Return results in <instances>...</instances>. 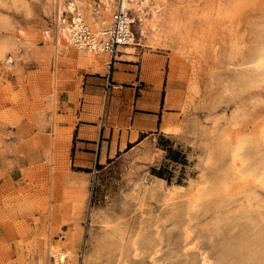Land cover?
<instances>
[{
    "label": "rangeland",
    "instance_id": "374dc122",
    "mask_svg": "<svg viewBox=\"0 0 264 264\" xmlns=\"http://www.w3.org/2000/svg\"><path fill=\"white\" fill-rule=\"evenodd\" d=\"M60 1L0 0V264H57L52 246L64 264H208L203 255L215 264L228 237L247 223L256 231L254 216L241 198L190 212L181 203L200 172L218 171L203 164L214 139L264 121V83L237 80L261 44L264 0H138L129 8L136 44L111 48L112 31L96 33L101 50L60 36ZM85 1L113 27L117 4ZM125 64L138 65L142 106L159 97L152 129L132 119L136 95L119 86L129 79L112 77ZM88 71L109 79L89 83L83 117L115 129L112 156L91 167L74 163L72 147ZM118 139L132 142L114 154ZM254 157L264 158V143Z\"/></svg>",
    "mask_w": 264,
    "mask_h": 264
},
{
    "label": "bare ground",
    "instance_id": "6f19581e",
    "mask_svg": "<svg viewBox=\"0 0 264 264\" xmlns=\"http://www.w3.org/2000/svg\"><path fill=\"white\" fill-rule=\"evenodd\" d=\"M137 1L100 0V3L103 4V7L107 11H112L115 4H117L116 11L117 9H122V21L118 32L114 27H111L108 21L99 20L96 8L88 4L85 0H61L57 15L59 34L68 42H73L74 45H78L79 48H82L84 44H89L91 50H101V48H104L102 47L103 44L100 38L103 37L102 35L111 31L112 35L115 32L114 38L118 44L128 43L134 45L136 41L130 25L135 20L129 16V8H131V4H135ZM137 7L142 10L143 4L141 3ZM63 8L69 9L74 14L71 21L62 17ZM153 11V13L156 12L155 10ZM85 19L92 23L94 26L93 30L87 28L88 26L84 22ZM91 32L93 36L96 33H99L101 36L98 40L94 36L89 43ZM261 36V44L255 49V54L253 53L251 56V69L245 75L237 77L238 82H241L244 86L264 83V28ZM164 130L176 131L177 127L166 125L164 126ZM263 138L264 121L258 123L250 133L238 131L234 137H231L225 131L223 135L218 136V139H214L207 146V151L203 159V164L206 168L212 166L218 168V171L212 177H208L205 171L200 172L199 182H197L192 190H188L184 194L187 199L181 203V206H184L188 212L210 202L223 205L230 200L241 198L243 199L241 201L243 211H248V216L250 214L254 216H250V218L251 221L255 220L254 224L257 226L256 231H252L250 234V224L247 223L243 225L237 235L228 237L223 249L218 251L215 264H264V226H258L259 221L264 218V203H262L264 202V158L257 159L258 156L254 157L259 154L261 144L264 143ZM246 147L248 149L252 147L255 151L251 152L248 150L245 152L244 149ZM176 186L179 188L183 187L181 184ZM119 233L121 232L119 231ZM188 235L190 234L186 232V236H184L187 238ZM110 245L113 248L115 247L114 249H121V244L118 241L114 242L111 240ZM49 252L54 254L57 264H64L66 262V252L56 250L54 246L50 248ZM133 257L135 258L134 255ZM202 259L205 263L209 264L210 259L206 255H203ZM124 262L126 263V261Z\"/></svg>",
    "mask_w": 264,
    "mask_h": 264
},
{
    "label": "crops",
    "instance_id": "0c3cea01",
    "mask_svg": "<svg viewBox=\"0 0 264 264\" xmlns=\"http://www.w3.org/2000/svg\"><path fill=\"white\" fill-rule=\"evenodd\" d=\"M126 68V72L113 71L112 77L114 78L115 74H118L122 80L129 79L125 82V86L119 84L130 92L134 93V95L140 93L142 88H138V85L141 82V73L134 69L138 65L128 64L123 65ZM105 76H90V72H85L82 80V97L80 100V104L78 108H75L74 113L78 116L77 121L73 124V131L76 134V139L72 142V147L74 148V163L79 166H88L91 167L93 164L103 161H107L112 156V147L114 144V134L115 129L108 127H100L97 124L93 123V119L83 117L85 113V95L87 92L92 91L94 86H90L89 83L97 81L98 83L104 84L106 80L109 79V75L107 78ZM127 84V85H126ZM103 88V87H101ZM143 95L137 96L134 99V104L132 106L131 116L136 124L138 120H145L148 122L150 129L154 126L158 125L159 111L161 110V102L159 100L158 95H156L155 100L150 105V107H144L141 105V100ZM143 109L146 111L143 112ZM105 111V109H104ZM158 112V113H157ZM139 116H141L139 118ZM144 132V129L138 130V136ZM132 141L127 140L124 144H122L121 140H117V144L115 145L114 154H118L122 148H125L128 143Z\"/></svg>",
    "mask_w": 264,
    "mask_h": 264
},
{
    "label": "built area",
    "instance_id": "2783aa9c",
    "mask_svg": "<svg viewBox=\"0 0 264 264\" xmlns=\"http://www.w3.org/2000/svg\"><path fill=\"white\" fill-rule=\"evenodd\" d=\"M121 11H122V9H117V11H116V13L114 15V25H113V27L116 30H118V32H119V29H120V23L122 21V12ZM114 34H115V32H114ZM114 34L112 35V32H111L110 40L107 43V45H109L111 48H113L115 45L118 44V42L115 41Z\"/></svg>",
    "mask_w": 264,
    "mask_h": 264
}]
</instances>
